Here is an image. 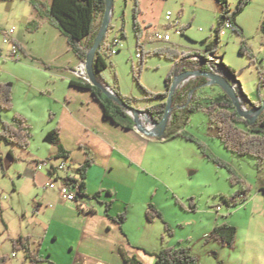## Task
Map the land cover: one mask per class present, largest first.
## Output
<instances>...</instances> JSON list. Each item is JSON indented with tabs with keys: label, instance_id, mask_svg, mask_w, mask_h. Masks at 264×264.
Instances as JSON below:
<instances>
[{
	"label": "rangeland",
	"instance_id": "374dc122",
	"mask_svg": "<svg viewBox=\"0 0 264 264\" xmlns=\"http://www.w3.org/2000/svg\"><path fill=\"white\" fill-rule=\"evenodd\" d=\"M142 1L143 7L146 8L143 19L151 22L152 26H157L161 33H170L171 42L164 43L156 40L154 38L156 31L154 32L153 28L144 39L143 32L139 45L133 24L135 0H115L112 20L106 35V49L103 51L109 64L108 69L103 73L106 84L118 88L125 98L136 99L134 108L138 109L160 103L158 100H149L140 85L152 93L160 94L166 90L165 79L168 75L167 68L171 64L170 59L155 55L153 52L170 48L176 49L175 51L179 53L197 52L203 56L206 54V42L215 39L214 29L217 28L220 20L219 10L216 8L217 10L214 11L204 0ZM23 2V0H0L2 21L8 22L9 26L19 28L15 18L21 14L20 6ZM214 3L216 4L215 1ZM229 3L234 10L239 0H229ZM12 4L14 8L11 10ZM168 11L172 13V23L175 22L177 26L167 28ZM237 22L241 35L235 29L224 30L217 51L224 57V64L238 74L243 92L254 101L257 94L261 93L264 96V87L261 89L258 87L259 70H264L261 61L264 53L262 44L264 0H252L238 17ZM175 27L184 35L176 36ZM123 32L126 34L125 38L121 37ZM114 40L120 42V50L118 49L115 54L111 53L113 45L111 49H108ZM242 43L247 47L246 55L240 54ZM39 45L40 41L37 39L35 49L39 48ZM2 54L0 84L7 83L12 88L9 83H13L16 76L21 77L25 84L16 83V93L14 90L12 93L13 100L15 98L25 112L31 109L30 104H35L37 108L43 110V116L39 111L34 123L27 122L32 134L28 150L8 145L0 137V200L4 211L2 213L0 208V234H2L0 259L7 264H73L75 260L73 255L59 245L48 241L44 244L43 239L33 238V234L40 231L34 221L37 215L38 192L27 174L33 158L38 159L39 162L47 160L50 141L54 140L53 133L56 129L55 123L47 112V109L54 108L56 105L41 94L52 93L54 98H62L66 95L67 89L70 88L66 69L64 65L53 67L50 64L26 63L30 59L23 57L21 52V58L13 59L9 57L8 46L3 47ZM138 54L143 57L138 58ZM72 55H74L73 52L65 57L68 62ZM65 58L61 61L64 64H66ZM170 61H176V59ZM216 90L220 91L215 88L205 95H215ZM15 114L14 111L0 110V132L2 123H13ZM180 118L181 126L202 141L212 156L229 159L232 162L236 184H232L230 179L232 174L226 168L219 167L207 159L203 162L204 166L200 165L198 174L192 178L183 176L186 185L180 189L182 191L180 197L184 205L177 206L175 201L170 204L167 212L172 235L165 231L163 223L159 225L164 231L165 246L176 248L182 245L184 248H189L191 254L198 258L199 264H264V190L260 188L261 183H264L262 165H259L254 158L233 155L227 151L215 135L216 128L211 125L204 111L197 112L190 118L186 116V112H182ZM187 120H189L188 124H186ZM193 146L198 148L195 143ZM188 158L189 155H187ZM242 189L248 190L246 194L248 201L244 204H240L238 197L234 200L239 203L237 206L223 200L224 196L232 197ZM185 195L190 197L183 199ZM218 207L221 208L219 214L216 212ZM1 216L9 226L7 232L4 231ZM216 222H227L237 228L233 249L221 245L214 239L207 241L206 236L210 235L212 226ZM20 237L30 238V251L37 255L40 261L34 263L28 256V252L14 249V240ZM14 252L16 257H13ZM128 252L136 255L137 251L129 248ZM137 257L145 264H155L153 256L148 254L140 252ZM106 261L111 263V260L106 259Z\"/></svg>",
	"mask_w": 264,
	"mask_h": 264
},
{
	"label": "crops",
	"instance_id": "0c3cea01",
	"mask_svg": "<svg viewBox=\"0 0 264 264\" xmlns=\"http://www.w3.org/2000/svg\"><path fill=\"white\" fill-rule=\"evenodd\" d=\"M23 1L20 6L21 14L15 18L20 27L9 26L8 22L0 18V29L16 28L13 40L20 45L23 57L30 59L26 63L50 64L53 67L64 65L69 82L88 83L79 75L83 71L84 61H81L75 54L70 56V62L65 58L72 53L67 38L50 24L46 17L41 16L40 12L33 8L31 0ZM39 1L45 2L46 0ZM140 2L142 13L139 18L144 39L149 30L153 28L154 32H159V30L157 26H152L151 22L143 19L146 8L143 7V1L140 0ZM204 2L214 11L217 10L218 7L214 0H204ZM13 5L11 10L14 8ZM32 21H37L40 25L35 32L27 29ZM99 23L100 19L97 20L98 26ZM235 27L239 32L238 22ZM37 39L40 45L35 49ZM87 41L89 42L90 38ZM262 44L264 46V41ZM188 53L191 56L199 55L197 52ZM216 53L220 55L218 51ZM178 54L176 61L169 60L171 64L167 68L168 73L176 65L178 70L184 68L183 71L203 69L201 65L194 62L182 63L180 59L182 53L178 52ZM63 58L66 64L61 62ZM221 58L224 61V57L221 56ZM200 79H194L189 84L197 83ZM16 83L25 84L21 77L16 76L13 83H9L14 93H16ZM241 85L240 82L242 89ZM110 87L113 88V86ZM215 88L220 90L218 86L202 88V90L206 94ZM218 92L215 91V93ZM41 95L56 105L54 108L47 109L50 119L55 123L58 136L50 141V152L46 158L52 160L54 165L65 161L72 166V169L58 171L54 177L49 169L37 171L35 164L39 162L38 159L31 160L27 174L38 192L37 215L34 221L40 230L37 234H33V238L43 239L44 244L48 241L59 245L73 255L75 258L73 264H123L121 249L128 251L132 248L137 251L136 255L140 252L146 255L147 253L156 254L164 247L171 248L172 246H165L163 241L164 231L159 226L162 222L157 219L152 222L148 221L147 210L150 205H153L162 212L165 221L170 226L167 215L170 204L177 200L183 203L180 197L182 195L180 189L186 185L183 176L192 178L200 172V165L204 166L203 162L207 159L202 152L193 146V142L184 138L160 140L143 135L135 127L127 129L111 119H106L103 107L90 90L70 85L66 95L62 98H54L52 93ZM256 101H259L258 94L252 102ZM30 105L29 112H25L14 98L12 111L20 114L28 123H34L39 111L43 116V110L37 108L35 104ZM217 130H215V135L218 137ZM60 147L64 149L66 157L58 156ZM187 155H189L188 159ZM87 159L92 160V166L87 171L84 180L86 196H78V201L75 202L64 201L60 196V186H62L64 177L79 174V168L84 166ZM217 159L233 165L229 159L220 157ZM261 165L264 170V162ZM48 183L51 185L47 186ZM260 188L264 190V183H261ZM189 197L185 195L183 199ZM106 204L110 205L108 212ZM176 205L179 206L177 203ZM0 208L4 213L1 200ZM122 214L125 219L120 223L116 218ZM1 222L4 231L7 232L9 226L3 216H1ZM220 224L224 223H214L212 230ZM106 259L111 260V263ZM0 264H7V262L0 259Z\"/></svg>",
	"mask_w": 264,
	"mask_h": 264
},
{
	"label": "trees",
	"instance_id": "16d2710c",
	"mask_svg": "<svg viewBox=\"0 0 264 264\" xmlns=\"http://www.w3.org/2000/svg\"><path fill=\"white\" fill-rule=\"evenodd\" d=\"M8 1V0H2ZM14 1V0H10ZM217 4V9L220 12V20L217 28L214 29L215 39L210 42H206V54L200 55L202 57H207L208 54H216L218 46L220 44V39L222 37L223 26L227 23L228 19L233 22L234 29L237 31L235 25L237 24L238 17L243 13V11L249 6L252 0H241L236 9L232 10L229 0H214ZM254 1V0H253ZM31 5L34 9L38 10L41 16L46 17L50 24L55 26L63 36L67 38L70 46V50L81 60L86 61L88 51L92 49L94 45V40L99 33L101 28L102 20L106 11V0H46L45 2H40L39 0H31ZM134 13V30L136 33V38L138 44L140 45L141 37L143 36V28L139 22L141 9L140 0H135V6L133 8ZM100 19L99 26L97 25V20ZM39 22L32 21L29 23L27 29L30 32H35L39 28ZM110 27V26H109ZM262 31H264V23L262 25ZM238 32V31H237ZM239 33V32H238ZM241 35V33H239ZM126 34L123 32L122 38H125ZM90 38L88 42L87 39ZM113 45L110 44L108 49H111ZM20 47V45H19ZM106 49V36L101 44V47L96 51L94 59V70L98 78V82L106 83L104 79L103 72L109 66L107 59L104 57V50ZM213 52V53H212ZM155 55L164 57L166 59L174 60L179 57L177 51L170 48L158 49L153 52ZM248 53L247 47L242 43L240 48V54L246 55ZM2 50L0 49V59L2 58ZM143 57V56H142ZM252 58V57H251ZM253 60V58H252ZM143 63V60H142ZM225 65V64H224ZM177 65L172 68L165 79L166 90L163 93H152L146 90L142 85V89L147 94L149 100H158L159 104L148 107L146 110L149 111L151 117L160 122L167 107V98L169 97V90L171 84L173 83L174 77L178 72ZM226 71L229 72L231 77L235 79L239 84L238 74L235 70L226 66ZM207 67L204 65L203 70L207 71ZM260 84L259 89L264 87V70H259ZM139 80V79H138ZM140 82V81H139ZM207 81L201 78L199 82L194 84L187 83L182 88H180L174 98H173V108L174 113H172V123L167 128L164 139L173 140L175 138L181 137L189 142L195 143L202 154L211 162L217 164V166L226 168L232 176V184L235 185V173L230 163L221 161L217 157L212 156L206 145L198 140L195 136L188 133L183 126H181L180 113L186 112V116L190 118L197 112L204 111L207 115L209 122L212 126L218 129V138L223 144L224 148L237 156H248L257 160L258 164L261 165L264 162V114L260 116L254 125H251L249 120H246L239 116L232 99L225 94L221 89L215 95H205L202 88L203 84ZM71 86H76L83 90H90L95 99L101 104L104 109V117L106 119H111L118 125H122L127 129H133L136 127L135 122L132 117L128 115V111L115 103L112 99L106 97L102 90L98 87L93 86L91 83H76L70 82ZM198 88L194 93L190 103L188 99L190 93L193 89ZM113 90L123 99V101L131 108H134V104L137 102L136 99H128L121 95L117 88ZM244 101L253 107H258L261 105L264 96L259 93V101L252 102L250 98L243 92ZM13 89L5 84H0V110L10 112L14 108L13 100ZM189 123L187 120L186 124ZM54 138L58 136L57 129L54 130ZM0 137L8 145L18 146L23 150H28L30 146V139H32L31 128L28 125L26 119L20 114L14 115V121L11 124L6 122L2 123V131L0 132ZM65 156L64 149L59 148V155ZM66 157V156H65ZM92 166V160L87 159L84 166L79 168L78 172L81 179L83 180L81 186V193L79 192V197H85L84 194V180L86 179V173ZM241 192L247 194V189H242L236 192L232 197L224 196L223 200L230 204L232 203L237 195ZM247 198L246 201L247 202ZM244 202V203H245ZM176 203L180 206L181 204L178 200ZM243 203V204H244ZM237 206V204L235 205ZM106 211L110 209V205L106 204ZM147 220L152 222L154 220H160L165 227V231L172 235L169 224L165 221V218L161 211L157 210L153 205H150L147 210ZM125 219L124 214L119 215L116 220L122 223ZM237 237V228L230 225L229 223H224L217 225L213 228L210 235L207 237V241L210 239H215V241L221 242L224 246H229L233 248ZM30 238L20 237L18 240L14 241V249L24 250L28 252V256L32 258V262L40 261L39 257L30 251ZM189 248H184L180 245L176 248L164 247L156 254L147 253L155 258V264H199V260L196 256L191 254ZM121 256L123 258V264H145L138 259L137 255H131L128 251L123 249L120 250Z\"/></svg>",
	"mask_w": 264,
	"mask_h": 264
},
{
	"label": "water",
	"instance_id": "95a60500",
	"mask_svg": "<svg viewBox=\"0 0 264 264\" xmlns=\"http://www.w3.org/2000/svg\"><path fill=\"white\" fill-rule=\"evenodd\" d=\"M114 1L115 0H106V11L102 20L101 28L94 40L92 49L88 51L87 59L84 62L83 69L93 86L98 87V89L102 90L106 97L112 99L115 103L125 108L128 112L132 113V118L136 125L135 129L137 131L148 137L164 139L166 130L172 123V113H174L173 98L176 92L184 85L197 78H205V80L207 81V83L203 84L200 88L218 86L225 94H227L232 99L234 107L236 108L239 116L246 120H249L251 125H254L257 122L258 118L264 114V99L263 101H261L260 106L253 107L249 104V102L246 103L245 101H243L241 95L235 91V88L232 86V83L228 79L220 77V75H217L210 71H205L203 69L183 71L184 68H180L174 77L173 83L171 84L169 90V97L166 101V111L160 122L154 120L149 114L150 112L147 110L129 107L123 101V99H121V97H119V95L113 90V88H111L106 83L98 82V78L95 74L93 66L96 51L101 47L105 36L108 34L110 21L112 20L113 16ZM204 65L205 64H201V67H203ZM197 89L198 88H195L191 91L188 103H190ZM151 125H153V127H151Z\"/></svg>",
	"mask_w": 264,
	"mask_h": 264
},
{
	"label": "built area",
	"instance_id": "2783aa9c",
	"mask_svg": "<svg viewBox=\"0 0 264 264\" xmlns=\"http://www.w3.org/2000/svg\"><path fill=\"white\" fill-rule=\"evenodd\" d=\"M241 1V0H239ZM166 23L167 25L171 28L173 26H177V24L173 22L172 19V13L171 12H167L166 14ZM174 24V25H173ZM234 29L233 26V22L228 19L226 26H223V31L222 33H224V30H231ZM14 32H16V28L12 27V28H6V29H0V49L2 50L3 47L8 46V50H9V57L13 58V59H18L20 58V47L19 44H17L14 40H13V34ZM175 34L176 36H182L183 32L179 29H177L175 27ZM171 37L172 35L168 32L165 33H161V31L156 32L155 33V39L160 41V42H164V43H169L171 42ZM118 49L120 50V42L119 41H113V49L111 51V53H116V51H118ZM138 58H142V56L140 54L137 55ZM182 63L185 62H194L197 65H201V64H205V66L208 68L207 71H210L212 73H215L217 75H220V77L226 78L228 79L231 83L232 86L235 88V91L237 93H239L241 95V97L244 99V96L242 94L241 91V87L240 84L235 81V79H233L231 77V75L229 74V72H221V64H224L223 59L221 58L220 55L218 54H208L207 57H202L200 55H194L191 56L189 53H182L181 57H180ZM209 59H216L218 61H220V69H210L209 68ZM262 63H263V67H264V53L262 55V59H261ZM80 75V73H79ZM128 115L130 117H132V113L127 112ZM151 127H153V125H151ZM35 168L37 169V171L40 170H44V169H49L50 173L52 174V176H56L58 171H63V170H71L72 166H70L69 164L62 162L58 165H54L52 163V160L47 159L45 161L42 162H37L35 164ZM57 178V177H56ZM83 180L80 177V174H76L73 176H68V177H64V181L62 183V186H60V196L62 197V199H64V201H69V202H75L78 201V194L79 192L81 193ZM51 184L48 183L47 186H50ZM238 199H240V204H243L246 201V193L241 192L237 195ZM234 204L233 206H235L236 204H239L236 201H233L232 203L230 202V205ZM216 212L219 214L221 212V208L218 207ZM2 244V241L0 239V245ZM13 257H16V253H13Z\"/></svg>",
	"mask_w": 264,
	"mask_h": 264
},
{
	"label": "bare ground",
	"instance_id": "6f19581e",
	"mask_svg": "<svg viewBox=\"0 0 264 264\" xmlns=\"http://www.w3.org/2000/svg\"><path fill=\"white\" fill-rule=\"evenodd\" d=\"M227 24V23H226ZM225 24V26H226ZM213 53V52H212ZM209 68L210 69H220V61L216 60V59H209ZM221 72H228L226 71L225 65L221 64ZM80 75L83 77V79L85 81H87L88 83H90V79L88 78V76L86 75V73L84 72V69L82 72H80Z\"/></svg>",
	"mask_w": 264,
	"mask_h": 264
}]
</instances>
